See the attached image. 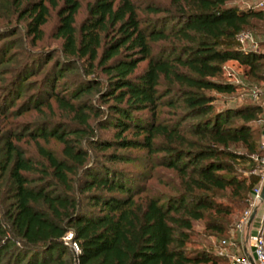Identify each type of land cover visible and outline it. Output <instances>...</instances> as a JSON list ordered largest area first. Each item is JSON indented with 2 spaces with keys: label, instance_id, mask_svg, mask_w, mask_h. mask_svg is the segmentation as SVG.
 Here are the masks:
<instances>
[{
  "label": "trees",
  "instance_id": "16d2710c",
  "mask_svg": "<svg viewBox=\"0 0 264 264\" xmlns=\"http://www.w3.org/2000/svg\"><path fill=\"white\" fill-rule=\"evenodd\" d=\"M167 1L139 17L133 0H91L77 30L78 0L10 1L23 24L0 30V264L216 263L211 250L188 249L193 224L222 239L235 231L260 182L264 118L261 101L218 110L216 96L240 88L226 63L250 87L263 84L264 50L238 38H264V10ZM49 9L59 48L28 53L23 38L42 40ZM50 139L58 157L38 145ZM22 140L40 160L25 157ZM133 153L177 184L148 196L149 177L125 168L139 162Z\"/></svg>",
  "mask_w": 264,
  "mask_h": 264
},
{
  "label": "rangeland",
  "instance_id": "374dc122",
  "mask_svg": "<svg viewBox=\"0 0 264 264\" xmlns=\"http://www.w3.org/2000/svg\"><path fill=\"white\" fill-rule=\"evenodd\" d=\"M11 0H1L0 1V30L4 28H12L17 29L21 31L22 28V22H19L16 19V16L12 12V8L10 5ZM135 1L136 6L139 8V17H145V13L143 11L144 7L148 4H154L156 6H159L161 8H167L168 7V1L167 0H133ZM57 5L59 6L61 4V0H56ZM79 2V9L75 16L74 20V28L75 30L78 29L80 22L85 17L86 12V5L91 2V0H78ZM228 5H235L236 7H242L247 9L252 7L253 3H241L240 0H235L233 2H230ZM254 7V6H253ZM264 10V6L261 8ZM160 17V15L158 16ZM57 22L56 19V9H49L48 12V18L45 23V25L41 28L43 32L42 40L35 43V45L32 47L29 44V40L23 38V47L25 51L28 53H35V52H50L58 50L59 48V41H56L52 39V33L55 28V24ZM262 28H264L263 24H259ZM170 24H168L166 27L168 28ZM244 34L250 35L251 39L254 41V34L252 31L247 30L244 32ZM13 43V42H12ZM164 43H160L156 48L162 47ZM260 45V44H258ZM244 49H248L250 47L249 42H245L242 46ZM260 48V47H259ZM264 50V47L260 48ZM156 52L155 48H153V54ZM146 63H141L136 72H141L144 70ZM225 69L230 74L229 81L231 83L237 84L240 88L236 91L235 94L231 96H223V95H217L216 96V108L218 110L226 107V106H237L242 103L248 102L249 97V90L253 86H256L255 83H251V85L247 84V82L242 79L241 77V69L238 68L234 63H226ZM23 96H21L18 100L14 101V104L17 105ZM14 105V106H15ZM55 106L53 105V108ZM34 113H26L24 114L20 119L19 122H27L33 120ZM62 115L54 110V119H60ZM18 121V120H17ZM260 141V138H259ZM19 147L22 149L23 153L25 154V157H28L29 159H33L35 161L40 160L37 152L36 147L33 144V142L22 140L19 144ZM38 145L41 146L43 149L51 152L54 156L58 157L61 151V145L53 140L50 139L45 143L38 142ZM136 156L137 161L133 164H127L125 165L126 169H131L134 171L142 172L144 175H147L149 179L145 182L146 185V194L148 196H156L160 194H165L169 192V187H172L174 184H177V181L175 179V176L164 169L159 168H153L152 170H149L148 167L144 168L142 166L143 162V154L141 153H133ZM257 168V162L254 160V169L255 171ZM244 175H246V172H243ZM239 219V217H238ZM193 237L191 238V245L188 246V249L190 250H205L209 249L212 251L213 254H215L218 259L216 260L215 264H227V258L226 257H220L218 256V253H220L221 250L225 249L226 254L233 253V248H226V245H222L221 241H231V238L235 240H241L244 237V230L239 234L237 232H230L227 238H221V237H214L212 234L205 232L202 230V224L201 223H195L193 224L192 228ZM252 233V232H251ZM64 241V240H62ZM239 247V246H238ZM70 250V248L68 247ZM220 258V260H219Z\"/></svg>",
  "mask_w": 264,
  "mask_h": 264
},
{
  "label": "built area",
  "instance_id": "2783aa9c",
  "mask_svg": "<svg viewBox=\"0 0 264 264\" xmlns=\"http://www.w3.org/2000/svg\"><path fill=\"white\" fill-rule=\"evenodd\" d=\"M263 6L264 0L256 4L253 8L261 9ZM238 42L243 45L245 42H252V39L250 35L243 34L238 38ZM249 98L254 102L261 101L262 104H264V82L260 86L250 88ZM260 127L261 135L259 146L262 151V155L259 158H255L257 168L252 172L260 177V182L252 190L249 205L242 212L235 225V232L239 234L245 229L248 216L250 215L252 209L258 204V195L264 179V118L260 122ZM260 206L261 214L256 221V225L252 233H248L245 239L243 237L241 240L231 238V241H221V244L226 245V248L234 249L233 253L230 254H226L225 249L218 253V256L227 258L228 264H264V197L258 204V207ZM62 240H64L63 243L70 248L72 254H78V248L76 244L71 241L70 233H67Z\"/></svg>",
  "mask_w": 264,
  "mask_h": 264
},
{
  "label": "crops",
  "instance_id": "0c3cea01",
  "mask_svg": "<svg viewBox=\"0 0 264 264\" xmlns=\"http://www.w3.org/2000/svg\"><path fill=\"white\" fill-rule=\"evenodd\" d=\"M240 2L242 3H248V2H250L251 4L253 3V5H252V7L253 6H255L256 4H258V3H260V2H262V0H240ZM249 6H247L246 8H248ZM238 8H240V9H245V8H242V7H238ZM257 43H264V38H262V39H254V41H253V39H252V42H250L249 43V45H250V47L248 48L249 50H253V51H260V50H262V49H260L259 47H258V44ZM263 47V46H262ZM260 214H261V206L260 207H257V211H256V215H255V217L253 218V220H252V222H251V224H250V226H249V228H248V233L250 234L251 232H253V229H254V227H255V225H256V221L258 220V218H259V216H260Z\"/></svg>",
  "mask_w": 264,
  "mask_h": 264
},
{
  "label": "water",
  "instance_id": "95a60500",
  "mask_svg": "<svg viewBox=\"0 0 264 264\" xmlns=\"http://www.w3.org/2000/svg\"><path fill=\"white\" fill-rule=\"evenodd\" d=\"M263 197H264V179L262 181L260 192H259V195H258V204L263 200ZM258 204L252 209L250 215L247 218L245 229H244V239L246 238V236L248 234V228H249L253 218L256 215Z\"/></svg>",
  "mask_w": 264,
  "mask_h": 264
}]
</instances>
